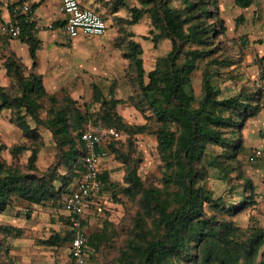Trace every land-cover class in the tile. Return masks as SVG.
Wrapping results in <instances>:
<instances>
[{
	"label": "rangeland",
	"instance_id": "1",
	"mask_svg": "<svg viewBox=\"0 0 264 264\" xmlns=\"http://www.w3.org/2000/svg\"><path fill=\"white\" fill-rule=\"evenodd\" d=\"M108 1L104 14L108 24L106 34L82 44L67 39L62 26L56 29L52 22L42 24L33 14V7L25 0L13 4L9 8V20L18 21V16H24L26 20L23 12L19 14L26 4L30 8L28 16L33 19L32 33L38 35L46 31L54 37V42L45 48L40 40L35 60L30 58L28 62L23 61L17 49L12 48L15 38L4 29L9 20H0V87L11 94H21V83L5 67L12 54L19 62L18 72L22 79H28L31 74L40 75L47 94L37 99L42 122L36 125L31 118H26L30 129H34L37 135L35 137L25 134L13 123L12 110L3 107L0 101V161L4 169L34 172L39 176L51 172L61 177L66 174V166L61 162L69 147L60 146L58 137L46 125L52 117L51 109L55 110L60 105L70 103L79 108L81 114L88 117L85 128L102 125L103 119H111L114 113L130 127L131 132L121 131L122 138L115 143L113 150H108L103 160L108 168L105 186L84 228L86 235L101 233L102 237L96 247L88 246L86 264L114 263L139 226L150 239L162 237L156 221L146 214L152 208L146 204L147 189L155 188L162 192L164 199L171 204L170 210L177 206L179 199L178 186L170 181L175 178V167L168 166L169 159L157 147L156 131L160 123L151 109L144 112L137 109L138 106L145 107V99L138 94L134 69L127 58V45L133 40L143 49L141 57L145 71H151L157 60L170 51L171 42L166 39L153 42V33L160 34L162 29L154 27L148 14H143L134 25L126 23L131 18V9L136 6L141 8L136 0H124L125 3L118 9H114L113 3ZM166 2L171 8L183 11L185 0ZM217 5L225 32L215 39L216 52L197 62L191 76L195 99L202 95L205 68H211L210 78L214 87L219 89L220 98L236 95L242 90L252 91L256 71L264 69V0H253L246 9L236 6L234 0H217ZM196 47L190 43L185 49ZM49 50H58L61 58L65 57L63 59L68 60L72 67H77L76 73L72 69L73 80L65 83L63 88L48 90L43 84L42 73L45 72L39 71L44 69L40 60L46 57L44 52ZM211 60L219 63L212 62L210 65ZM48 95L53 96L54 101ZM171 126L175 128L173 124ZM233 142V157H228L226 153L230 151L219 146L207 148L203 158L206 166L200 168L204 174L195 181V186L206 191L210 199L218 201L217 210L204 200L203 210L208 217L214 216L218 222L230 224L232 230L225 233L227 237L241 244L255 239V236L261 238L250 262H244L241 253L237 263L264 264V108L244 123ZM20 145L26 148L16 151L15 147ZM32 154H35L34 161ZM215 156L217 164L210 163ZM130 170L135 171L141 183L136 188L130 182ZM75 180L71 185H75ZM54 184L59 187L60 181L55 180ZM63 198L40 204L18 196L11 198L10 204L0 213V264H70L67 243L59 246L46 243L51 235L68 229L65 225L66 212L61 204ZM219 237L225 238L224 233L221 232ZM222 246L223 239L219 242L212 237L204 247L206 251L221 252ZM171 263L176 264L177 260Z\"/></svg>",
	"mask_w": 264,
	"mask_h": 264
},
{
	"label": "trees",
	"instance_id": "2",
	"mask_svg": "<svg viewBox=\"0 0 264 264\" xmlns=\"http://www.w3.org/2000/svg\"><path fill=\"white\" fill-rule=\"evenodd\" d=\"M114 9L125 3L124 0H110ZM141 8L131 9L128 25L138 23L143 14H148L154 27L162 29L160 34L153 33L152 40L166 39L171 42V49L157 60L155 68L146 72L142 60L143 49L133 40L128 42L127 58L134 69V80L140 94L145 99V107L138 106L141 112L152 110V115L160 123L156 131L157 147L165 156L169 167H175V178L172 183L178 186L177 206L170 208V202L164 199L162 192L155 188L146 191V204H150L147 216L152 217L162 231L160 239H150L137 227L138 231L129 239L126 249L120 252V257L112 264H239L237 260L243 253L244 262L254 257L253 250L261 242L260 237L245 241L242 244L227 237L225 233L232 230L229 223L218 222L214 216H207L203 210L206 200L211 208L219 209L218 201L210 199L207 192L195 186V181L202 177L209 147L219 146L230 152L226 155L233 157L235 134L251 117L257 115L262 105V93L252 84V91L242 90L238 94L220 98L219 89L211 81V68H205L201 90L202 95L195 99L191 90V76L197 67V62L212 56L217 48L215 39L225 32L223 20L218 14L217 0H185L183 11L168 6L166 0H136ZM236 6L246 9L253 0H234ZM21 33L18 37L28 46L29 56L36 58L39 40L32 33L33 23L25 21L24 16H18ZM159 23V25H157ZM157 39V40H156ZM195 44L196 48L185 49L187 44ZM14 55H9L5 67L7 71L18 78L21 83V94H11L0 87V101L3 107L12 110L15 123L27 135L37 136L30 129L26 118L35 124H40L39 104L37 99L46 96L41 82V76L31 74L26 80L22 79L19 62ZM219 63L209 61L211 65ZM253 80V79H252ZM33 95V97L31 96ZM54 101V97L48 95ZM36 98V99H35ZM52 117L46 121L47 127L58 137L59 145H68V153L62 160L66 166V174L58 176L53 172L39 176L38 173H24L15 169H4L0 161V213L10 204L14 196L22 197L33 204H40L50 199H59L69 193L71 183L84 171L83 159L86 148L81 141V134L87 129L88 117L82 115L80 109L67 103L52 110ZM111 119L105 117L102 127H113L121 134L119 139L108 137L103 142V148L108 152L115 148L122 138V132H131L116 113ZM174 125L173 129L171 125ZM85 128V129H84ZM139 127V129H141ZM144 128V127H143ZM24 145L16 146V151L24 149ZM231 153V154H230ZM33 161L35 154L31 155ZM215 157L210 163L217 164ZM5 172V173H4ZM107 171H102L99 179L103 185L106 182ZM129 179L134 188L141 183L135 171H129ZM60 181L56 187L54 181ZM74 186V185H73ZM104 187V186H103ZM102 187V189H103ZM102 193V191H101ZM101 195V194H100ZM64 198L61 200L63 205ZM94 205L91 204L90 208ZM88 211V210H87ZM87 211L82 216V229L87 224ZM152 215V216H151ZM65 225H69V217L65 214ZM221 252L206 251L205 245L216 238L222 239ZM71 232L66 229L56 233L46 241L49 245L59 246L67 243L68 249ZM86 251L88 246L96 247L101 239V233L86 235ZM135 239V240H133ZM143 240V241H142ZM197 248V250H194ZM70 257V253H69ZM71 262V261H70Z\"/></svg>",
	"mask_w": 264,
	"mask_h": 264
},
{
	"label": "built area",
	"instance_id": "3",
	"mask_svg": "<svg viewBox=\"0 0 264 264\" xmlns=\"http://www.w3.org/2000/svg\"><path fill=\"white\" fill-rule=\"evenodd\" d=\"M60 13L64 14L63 33L67 39L79 35L102 36L108 26L106 20L94 10L82 8L78 0H58ZM21 12L26 16V22L33 19L28 16L30 8L23 5ZM6 33L12 38H18L21 33L20 23L9 20L5 27ZM253 86L262 93L264 108V69H258L252 80ZM108 137L119 139L121 134L113 127H88L81 134V141L85 145L86 154L83 159L84 171L78 177L75 185L70 189L63 201V209L69 217L68 230L71 232L69 245L70 264H86V237L82 229V216L89 210L101 194L102 183L99 179L102 162L107 157L103 142ZM259 153V152H258Z\"/></svg>",
	"mask_w": 264,
	"mask_h": 264
},
{
	"label": "crops",
	"instance_id": "4",
	"mask_svg": "<svg viewBox=\"0 0 264 264\" xmlns=\"http://www.w3.org/2000/svg\"><path fill=\"white\" fill-rule=\"evenodd\" d=\"M18 1L21 0H0V20L7 21L10 18V9L11 6ZM29 3L31 8L33 7V14L37 16V20L41 21L42 24H48L52 22L56 27V29H60L65 20V16L62 13H58V7L59 2L58 0H25V3ZM79 5L82 8H89L91 10H94L95 12L99 13L104 19V14L106 13V7L108 0H78ZM10 8V9H9ZM36 20V21H37ZM106 20V19H105ZM107 23V20H106ZM108 26V24H107ZM107 32V31H106ZM106 34V33H105ZM104 34V35H105ZM102 35V36H104ZM36 38L41 40V45L45 48L48 44H52L54 42V37L49 32H40L38 35H35ZM102 36H91V35H79L76 38L70 39L72 41H75V44H82L85 41L90 40L91 38H100ZM13 49H17L16 52L21 56L22 60L25 62H28V59H30L29 52H28V46L19 40V38H15V40L11 43ZM58 50H49L44 52L46 55L45 58L40 60V63L44 69L39 70L41 73L45 72L43 75V84L46 89L48 90H55L59 88H63L65 83L71 82L73 80V71L76 73L77 67H72L70 62L68 60H64L61 58L58 53ZM63 59V60H62ZM69 74L68 78L67 75ZM67 78L68 80H66ZM72 78V79H71ZM68 83V84H69ZM105 163V162H104ZM102 162V168L101 172L107 171L108 168L106 167V164ZM105 186L102 184V187ZM72 188V187H71ZM104 188V187H103ZM103 191V189H102ZM100 199V196L98 199L93 203V207L98 204ZM92 207V208H93ZM92 208H89L87 211V215L90 216Z\"/></svg>",
	"mask_w": 264,
	"mask_h": 264
}]
</instances>
